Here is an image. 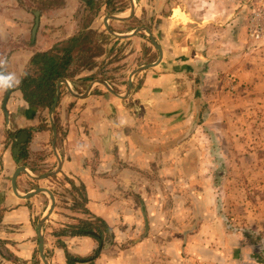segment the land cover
<instances>
[{
    "label": "crops",
    "instance_id": "obj_1",
    "mask_svg": "<svg viewBox=\"0 0 264 264\" xmlns=\"http://www.w3.org/2000/svg\"><path fill=\"white\" fill-rule=\"evenodd\" d=\"M95 1L0 0V70L11 85L6 97L0 77V264H44L40 233L48 264H264L225 227L198 162L199 141L210 129L217 138L239 104L219 97L238 101L264 74L245 0ZM89 30L110 52L128 43L119 61L131 69L102 71V45L77 55ZM73 44L53 109L30 105L20 86L40 74L32 56L58 58ZM142 50L158 61L130 77Z\"/></svg>",
    "mask_w": 264,
    "mask_h": 264
},
{
    "label": "rangeland",
    "instance_id": "obj_2",
    "mask_svg": "<svg viewBox=\"0 0 264 264\" xmlns=\"http://www.w3.org/2000/svg\"><path fill=\"white\" fill-rule=\"evenodd\" d=\"M31 1L37 6L60 4V0ZM113 1V6L117 8L123 4L124 0ZM100 2L102 0H96L95 6L103 3ZM262 2L264 0H245L246 7L244 10L246 12L247 9V29L252 10L261 6ZM93 11L91 10L89 14ZM80 39V47L75 51L77 55L96 54L97 51L100 53L101 51L97 47H101V45L104 47L105 60L98 66L102 71L123 73L131 69L132 65L130 67V65L127 66L126 61H119L122 52L127 50L128 43L121 44V49L110 52L111 41L106 43V38L95 34L93 30H89ZM250 40L262 42L264 38H250ZM250 45L258 48L264 43H251ZM143 53L144 50L141 51L140 55L144 57ZM140 55L139 57H141ZM155 57V54L146 50L144 59H138L133 65L136 64L135 66L138 67L140 64H149L155 61ZM81 58L78 59L79 62L84 63L86 67L92 66V59L89 57ZM122 77L120 76V78ZM256 79L254 85H258V89L252 93H239L238 96H242V98H239L238 101V97L237 99L227 95L219 97L226 104L230 102L233 104L239 102V104L236 109L232 110L233 113L225 114V117L228 115L227 123L218 127L217 138L214 137L210 129V134L199 141L201 154L198 157V162L202 174H208L209 179L214 180L212 188L215 192L216 212L226 225L225 227L230 229L232 233L247 237L252 244L251 248L256 252L258 251L262 261H264V74L257 76ZM204 97L208 98L206 93ZM249 102L250 104H248ZM206 112L207 109H202L199 113L200 117L203 113L206 117ZM219 112L222 113L221 110ZM213 113L211 112L212 115ZM231 117L233 119L230 121ZM202 125L198 128L201 135L203 134ZM209 126L211 127V125Z\"/></svg>",
    "mask_w": 264,
    "mask_h": 264
},
{
    "label": "trees",
    "instance_id": "obj_3",
    "mask_svg": "<svg viewBox=\"0 0 264 264\" xmlns=\"http://www.w3.org/2000/svg\"><path fill=\"white\" fill-rule=\"evenodd\" d=\"M74 41L77 39L74 38ZM78 45L73 44L62 50L58 58L52 53H36L31 58V63L40 66V74L32 76L26 74L21 81V94L30 105L49 106L55 94V81L63 75V70L70 62V52L74 51ZM84 228V227H82ZM84 229L91 230V225ZM68 264H73V260L68 256Z\"/></svg>",
    "mask_w": 264,
    "mask_h": 264
},
{
    "label": "water",
    "instance_id": "obj_4",
    "mask_svg": "<svg viewBox=\"0 0 264 264\" xmlns=\"http://www.w3.org/2000/svg\"><path fill=\"white\" fill-rule=\"evenodd\" d=\"M108 29H109V31L111 32V29L108 27ZM136 30H134V31H132L131 33H134ZM146 31H147V33H148V35H149V37H150V39L152 40V41H154V38L152 37V35L150 34V32L146 29ZM130 33V34H131ZM154 43H155V45H156V47H157V49H158V51H159V57H160V52H161V50H160V47H159V45L154 41ZM159 57H158V59H159ZM158 60H156L155 62H157ZM154 62V63H155ZM151 64H153V63H151ZM151 64H146V65H141V66H138L134 71H132L131 73H130V77H131V75H132V73H134L136 70L138 71V70H141V69H143V68H145V67H147L148 65H151ZM0 77L2 78V80H3V82H4V84H5V86H6V88H7V93H6V97L8 96V94H9V92H10V90H11V85H10V83H9V80L7 79V77L5 76V74L0 70ZM130 77H129V83H128V86L130 87L131 86V79H130ZM58 93H59V89H58V84H57V86H56V93H55V96H54V99H53V102H52V104H51V106H50V109L52 110L53 109V107L55 106V104H56V102H57V98H58ZM41 222H42V220H40V225H41ZM39 225V226H40ZM39 244V252H38V254H40V257H41V259H42V261L44 262V264H48V261H47V259H46V256H45V254L43 253L44 251H43V238H42V235H41V233L39 234V242H38Z\"/></svg>",
    "mask_w": 264,
    "mask_h": 264
},
{
    "label": "built area",
    "instance_id": "obj_5",
    "mask_svg": "<svg viewBox=\"0 0 264 264\" xmlns=\"http://www.w3.org/2000/svg\"><path fill=\"white\" fill-rule=\"evenodd\" d=\"M247 31L250 38H264V2L252 10Z\"/></svg>",
    "mask_w": 264,
    "mask_h": 264
},
{
    "label": "flooded vegetation",
    "instance_id": "obj_6",
    "mask_svg": "<svg viewBox=\"0 0 264 264\" xmlns=\"http://www.w3.org/2000/svg\"><path fill=\"white\" fill-rule=\"evenodd\" d=\"M76 39V38H75Z\"/></svg>",
    "mask_w": 264,
    "mask_h": 264
}]
</instances>
